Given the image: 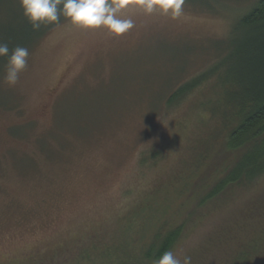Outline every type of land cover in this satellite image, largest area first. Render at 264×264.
Here are the masks:
<instances>
[{
	"label": "rangeland",
	"instance_id": "obj_1",
	"mask_svg": "<svg viewBox=\"0 0 264 264\" xmlns=\"http://www.w3.org/2000/svg\"><path fill=\"white\" fill-rule=\"evenodd\" d=\"M259 2L130 5L116 38L63 17L33 31L0 0V44L29 51L14 87L0 58V264H155L175 231L181 261L264 264V174L228 183L248 147L229 146L215 44Z\"/></svg>",
	"mask_w": 264,
	"mask_h": 264
},
{
	"label": "trees",
	"instance_id": "obj_2",
	"mask_svg": "<svg viewBox=\"0 0 264 264\" xmlns=\"http://www.w3.org/2000/svg\"><path fill=\"white\" fill-rule=\"evenodd\" d=\"M216 56L221 59L218 69L228 66L223 87L228 99L227 110L238 122L230 135L231 149L248 147V151L228 177V183L254 179L264 174V0L235 24L231 37L216 41ZM217 70L214 67L211 71ZM198 80L183 85L170 99L173 103L181 94L194 89ZM229 114L228 117L231 118ZM224 117L225 116L224 114ZM227 183V182H226ZM221 185V188L226 184ZM179 231L164 240L157 257L176 243Z\"/></svg>",
	"mask_w": 264,
	"mask_h": 264
},
{
	"label": "clouds",
	"instance_id": "obj_3",
	"mask_svg": "<svg viewBox=\"0 0 264 264\" xmlns=\"http://www.w3.org/2000/svg\"><path fill=\"white\" fill-rule=\"evenodd\" d=\"M23 16L33 31L42 26L58 24L61 17L73 26L84 30H105L110 36L120 38L134 28L131 18L123 12L134 5L146 15L156 12L172 20L183 15L185 0H19ZM29 51L19 47L10 50L7 44H0V58L7 57L4 83L14 87L20 74L26 69ZM155 264H192V257L177 259L173 251H165Z\"/></svg>",
	"mask_w": 264,
	"mask_h": 264
}]
</instances>
